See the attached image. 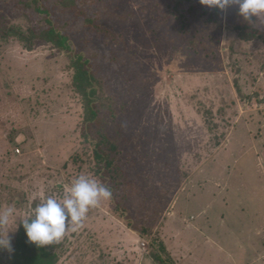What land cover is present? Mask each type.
Here are the masks:
<instances>
[{"label":"rangeland","instance_id":"rangeland-1","mask_svg":"<svg viewBox=\"0 0 264 264\" xmlns=\"http://www.w3.org/2000/svg\"><path fill=\"white\" fill-rule=\"evenodd\" d=\"M173 1L0 0V207L16 208L18 229L80 175L112 192L47 246L56 264H168L181 251L188 264H264V39L252 36L264 16L245 30L235 7L193 0L181 20ZM51 24L73 52L40 36ZM74 55L94 75L95 119ZM175 215L180 232H166Z\"/></svg>","mask_w":264,"mask_h":264},{"label":"clouds","instance_id":"clouds-1","mask_svg":"<svg viewBox=\"0 0 264 264\" xmlns=\"http://www.w3.org/2000/svg\"><path fill=\"white\" fill-rule=\"evenodd\" d=\"M199 3L220 12L235 7L244 21L264 16V0H199ZM111 196V190L97 179L80 175L62 196L52 195L43 199L19 220V224L30 244L42 248L59 243L68 231L83 226L91 208ZM17 216L14 206L0 207V249L12 251L9 233L17 229Z\"/></svg>","mask_w":264,"mask_h":264},{"label":"trees","instance_id":"trees-1","mask_svg":"<svg viewBox=\"0 0 264 264\" xmlns=\"http://www.w3.org/2000/svg\"><path fill=\"white\" fill-rule=\"evenodd\" d=\"M193 0H174L172 13H177L175 16L182 20L186 15H190L194 11ZM41 10V8H39ZM243 21V25H240L242 29H247L251 24V21ZM256 19V18H253ZM51 20L49 19V22ZM253 21V20H252ZM41 37L46 40L53 41L61 48L69 50L70 52L74 51V46L69 43V35L66 32H58L57 27L54 24H51L49 29L45 33L40 34ZM252 36H257L264 39V30L263 31H254ZM252 37L250 36L249 39ZM77 50L75 51V53ZM74 64L76 67V72L74 76V82L76 89L82 93L84 99L87 101V109L89 110V119H95L98 115V111L95 105H92L93 96L95 94V88L93 87L94 75L90 72L89 69V60H82L81 55L73 56ZM90 126V123H89ZM99 140L94 144V158L97 161V173L102 177L106 178V172L111 174L110 168L112 161L107 155L103 146L106 144L108 139L101 137L97 133ZM145 233V231H141ZM58 259L57 253L45 247H37L33 244L27 242V238L24 232L22 225L17 229V237L15 244L11 252H8L6 249H0V264H56Z\"/></svg>","mask_w":264,"mask_h":264},{"label":"crops","instance_id":"crops-1","mask_svg":"<svg viewBox=\"0 0 264 264\" xmlns=\"http://www.w3.org/2000/svg\"><path fill=\"white\" fill-rule=\"evenodd\" d=\"M178 219H180V221L178 220ZM184 224V222H183V220L181 219V216L180 215H175V216H172L171 217V219L169 220V223H168V225H169V227H168V225L166 226V227H164L165 228V231L167 232V231H170V230H173V227H175L176 229L174 230V231H176V232H180V230H181V226ZM197 227L195 226V227H193V229L192 228H190V229H187V231H185V233L186 234H189V233H194L195 235L197 234L196 233V229ZM142 235H144V233H142V232H140ZM195 235H193V236H195ZM197 236H195V238H196ZM184 240H188V241H190V239H183V237L181 238V237H178V239L176 240V241H174V239H173V241L172 240H169V243L171 244H174V242H177L176 244H184V243H186V241H184ZM190 243H192V242H190ZM186 244H188V242L186 243ZM220 248V247H219ZM216 252L214 251V254H215ZM182 256L184 257V258H186V259H183V262L182 263H184V264H188V259H187V255H186V253L185 252H179L178 253V255L177 256H175L174 257V259L175 260H177V259H179V261L182 259ZM174 259H172V261L169 259V260H167V262H168V264H180L178 261H175L174 262ZM205 260V259H204ZM218 260V264H220L219 263V261H220V258H218L217 259ZM217 263H215V264H217Z\"/></svg>","mask_w":264,"mask_h":264}]
</instances>
